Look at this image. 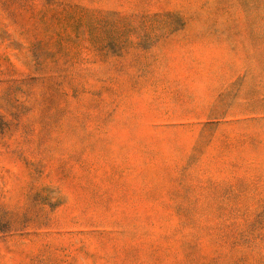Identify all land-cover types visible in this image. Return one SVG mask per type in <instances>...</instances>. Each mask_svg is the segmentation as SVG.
Wrapping results in <instances>:
<instances>
[{
    "label": "rangeland",
    "instance_id": "rangeland-1",
    "mask_svg": "<svg viewBox=\"0 0 264 264\" xmlns=\"http://www.w3.org/2000/svg\"><path fill=\"white\" fill-rule=\"evenodd\" d=\"M0 264H264V0H0Z\"/></svg>",
    "mask_w": 264,
    "mask_h": 264
}]
</instances>
